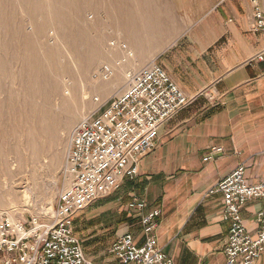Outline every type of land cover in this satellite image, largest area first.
<instances>
[{"label": "crops", "instance_id": "0c3cea01", "mask_svg": "<svg viewBox=\"0 0 264 264\" xmlns=\"http://www.w3.org/2000/svg\"><path fill=\"white\" fill-rule=\"evenodd\" d=\"M146 1L132 0L126 7L125 38L135 57L130 66H161L193 102L164 124L139 174L126 177L118 190L132 228L141 227L128 233L142 244L144 216L160 209L155 232L165 254L177 264H226L230 225L222 218L224 199L209 191L240 165L250 184L264 179V62L256 59L264 50V30H251V0ZM133 198L146 203L144 211L129 209ZM260 212L264 199L242 210L252 235L259 230ZM254 264H264V254Z\"/></svg>", "mask_w": 264, "mask_h": 264}, {"label": "built area", "instance_id": "2783aa9c", "mask_svg": "<svg viewBox=\"0 0 264 264\" xmlns=\"http://www.w3.org/2000/svg\"><path fill=\"white\" fill-rule=\"evenodd\" d=\"M251 3V30L260 32L264 30V4ZM256 59L264 62V50ZM103 71L106 80L111 79L112 69L106 66ZM128 78L127 91L75 130L67 154L70 184L60 194L50 221L41 223L32 217L23 222L11 213L0 216L4 264H95L76 235L77 217L118 191L126 177L137 176L141 160L157 148L160 129L193 102L159 65L129 72ZM245 170V165L238 166L209 191L224 199L222 218L230 225L226 264H254L264 254V212L258 214L256 235L248 231L242 217L249 202L264 199V179L250 184ZM145 208L146 203L138 198L129 204L131 210ZM160 215L161 210L155 209L144 216L142 244H137L132 233H124L109 253L121 264H177L159 246L155 219Z\"/></svg>", "mask_w": 264, "mask_h": 264}, {"label": "bare ground", "instance_id": "6f19581e", "mask_svg": "<svg viewBox=\"0 0 264 264\" xmlns=\"http://www.w3.org/2000/svg\"><path fill=\"white\" fill-rule=\"evenodd\" d=\"M131 1L132 0H0V119L6 117L8 114H6V111L9 112L10 115H15L19 108L22 106L25 107V116L30 119L32 118L33 121L32 153L34 156H38L44 152L42 151L44 147L39 139L41 135L46 133L45 131L47 129V134H49V125L55 126L56 130L58 129L59 131L62 127L65 131L72 126L76 114H74L75 116L70 115V112L67 111L68 107L66 106V101H64L61 96L63 95L71 100L81 97L83 101H88V99L92 97L91 95L94 88H90L87 84L80 88L81 84L80 82L78 83L73 76L71 66L77 67L80 74L79 77L88 76V82L97 81L99 83V81L106 80L103 71L104 67L108 66L112 69V67L106 63L98 67L102 54L106 52L104 51L102 53L101 47H106L107 51L112 53H123L124 57L121 63H128L127 61L133 54V50L127 43L128 41H126L124 27L125 24H127L125 22L130 19L126 7L130 6ZM136 2L139 5V2ZM136 2L134 1V3ZM154 7L152 8L154 9ZM101 8L107 10L101 13ZM149 11H151L150 8ZM143 15L141 17L144 18ZM157 18L159 17L157 16ZM99 20L106 21L111 28H115L113 31H108V34L105 35L102 40L99 39L100 37H97V33L92 35V29L90 31L91 24ZM147 20L148 19L145 21ZM150 22L153 23L154 20ZM167 22L168 21H166V23ZM156 25L157 24H155V26ZM153 26L154 24H152V27ZM147 27L151 29V26ZM165 27L167 28V26ZM138 31L140 32V30ZM149 32L150 31H147L146 33ZM151 32L153 33L152 30ZM49 33L51 34L50 38L46 37ZM134 34L135 33L132 35ZM156 36L154 38H156ZM60 46L64 47L65 54L62 53L63 50ZM145 49L144 51L147 50ZM134 50H136L135 47ZM149 51L148 49V52ZM9 52L16 55L19 54V58L22 59L21 62L25 63L26 73L23 75V79H21V90L24 92L25 96L29 97L28 101H22L16 96V92L6 90L3 75H5L10 67L9 60L6 58ZM145 53H147V51ZM135 54L134 52V55ZM42 55H44L48 65H45L44 61L40 59ZM132 57L134 56L132 55ZM140 58H142L141 55ZM132 63L133 65L135 64L134 60ZM136 64L138 65V63ZM110 80H112L111 82L113 85L117 86L118 83H121L122 73L115 75L113 71V76ZM103 86L96 89V91L100 92V94L105 93L108 86ZM2 96H4V98H2ZM57 108L58 111H56ZM54 113H57L60 117L62 116L61 118L64 119L63 123H59L58 121V123H56L53 120L55 118ZM61 113L64 115H61ZM84 119L85 118H83V120ZM43 125L45 126V130L41 128ZM50 134L52 135V133ZM54 142L58 148L55 152V154H57L56 157H54V163L60 164V160L62 159L61 146L63 139L61 135H55V132L54 139L50 141V145ZM68 149H70L69 146H67V152ZM3 162H0V164L3 163L4 166L8 165L5 160ZM15 163V160H10V166H14ZM20 185H22L21 182H18L16 186ZM27 194L23 196V200L25 199L24 201H26L25 203L28 201L29 195Z\"/></svg>", "mask_w": 264, "mask_h": 264}, {"label": "rangeland", "instance_id": "374dc122", "mask_svg": "<svg viewBox=\"0 0 264 264\" xmlns=\"http://www.w3.org/2000/svg\"><path fill=\"white\" fill-rule=\"evenodd\" d=\"M101 9V13L107 10ZM107 26H109L108 22L99 20L91 24L90 31L92 29V35L97 33V37H100L99 39L102 40L108 34V31L110 32L115 29ZM46 37L50 38L51 34H47ZM60 48L63 50L62 53L65 54L64 47L60 46ZM101 52H104V54H102L98 67L106 63L112 67L115 75L122 73L121 83H118L117 86L113 85L110 79L99 81V83L97 81L88 82V76L79 77L80 74L77 67L71 66L73 76L81 84L80 88L86 86V84L90 88H94L92 97L88 101H83L81 97L71 100L68 97L61 96L66 101L67 111L70 112L71 116H75L74 114H76V117L70 127L71 129L69 128L65 131L63 127L59 131L58 129L56 130L55 126L49 125V134H47V129L46 133L41 135L39 139L44 147L42 149L44 152L40 155L34 156L32 153L33 121L32 118L30 119L25 116L26 109L24 106L19 108L15 115H10L6 111V114L8 113L6 117L0 119V162L5 160L8 163L6 166L3 165L4 162L0 164V216L5 213H11L14 214L16 219L23 222L29 221L32 217L39 218L41 223H48L50 221L60 194L70 184L71 178L67 171L68 152L66 150L67 146L70 147L75 130L81 124L83 118L99 113L101 108V111H103L116 96L127 91L129 72L139 71V69L130 66L131 62L135 60L132 55L127 61L128 63L122 64L123 53H112L107 51L106 47H101ZM6 58L9 60L10 66L5 75H3L6 90L16 92V96L19 99L28 101L29 97L25 96L21 90V79H23V75L26 73L25 63L21 62L22 59L19 58V54L16 55L12 52H9ZM40 59L44 61L45 65L47 64L44 55L40 56ZM103 85L109 88L107 87L106 92L100 94L96 89H99ZM96 98L100 99L99 103L96 102ZM56 111H58V108ZM57 113H54L55 118L53 120L56 123H63L64 119L61 118L62 116H58ZM61 115L64 114L61 113ZM41 128L45 130L44 125ZM53 130L55 135H61L63 139L60 164L54 163V157L57 154L55 152L58 149L55 142L50 145V141L54 139ZM10 160L16 161L14 166H10ZM18 182H21L22 185L16 186ZM25 194L29 195L27 203H25V199L23 200ZM124 201L123 192L118 193L116 191L106 199L93 204L77 219L76 229L84 244L85 253L98 264H112L110 262L114 257L108 251L111 249L117 235L128 233V231L138 232L141 230L139 224L134 229L132 228L131 225L133 223L128 219V215L125 214ZM115 264L121 263L117 261Z\"/></svg>", "mask_w": 264, "mask_h": 264}]
</instances>
